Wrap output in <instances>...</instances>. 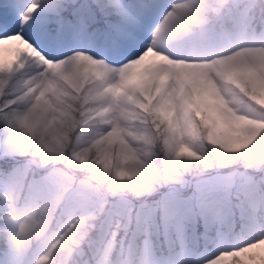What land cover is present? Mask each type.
<instances>
[{
  "label": "snow or ice",
  "instance_id": "6c2138e0",
  "mask_svg": "<svg viewBox=\"0 0 264 264\" xmlns=\"http://www.w3.org/2000/svg\"><path fill=\"white\" fill-rule=\"evenodd\" d=\"M264 264V0H0V264Z\"/></svg>",
  "mask_w": 264,
  "mask_h": 264
},
{
  "label": "rangeland",
  "instance_id": "374dc122",
  "mask_svg": "<svg viewBox=\"0 0 264 264\" xmlns=\"http://www.w3.org/2000/svg\"><path fill=\"white\" fill-rule=\"evenodd\" d=\"M215 251L211 246H206L203 241H197L195 238L187 240L181 249L176 264H204L208 255Z\"/></svg>",
  "mask_w": 264,
  "mask_h": 264
}]
</instances>
